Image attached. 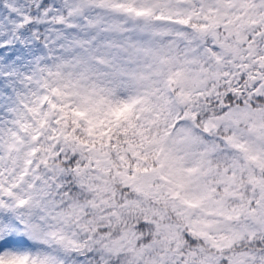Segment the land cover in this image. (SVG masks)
Returning <instances> with one entry per match:
<instances>
[{
	"label": "snow or ice",
	"instance_id": "6c2138e0",
	"mask_svg": "<svg viewBox=\"0 0 264 264\" xmlns=\"http://www.w3.org/2000/svg\"><path fill=\"white\" fill-rule=\"evenodd\" d=\"M0 264H264V0H0Z\"/></svg>",
	"mask_w": 264,
	"mask_h": 264
}]
</instances>
